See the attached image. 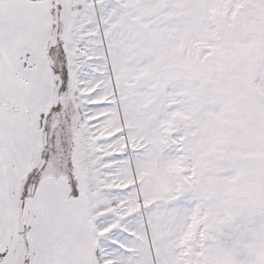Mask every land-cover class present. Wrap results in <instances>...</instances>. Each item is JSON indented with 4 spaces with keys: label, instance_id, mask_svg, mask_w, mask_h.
Wrapping results in <instances>:
<instances>
[{
    "label": "snow or ice",
    "instance_id": "6c2138e0",
    "mask_svg": "<svg viewBox=\"0 0 264 264\" xmlns=\"http://www.w3.org/2000/svg\"><path fill=\"white\" fill-rule=\"evenodd\" d=\"M0 264H264V0H0Z\"/></svg>",
    "mask_w": 264,
    "mask_h": 264
}]
</instances>
